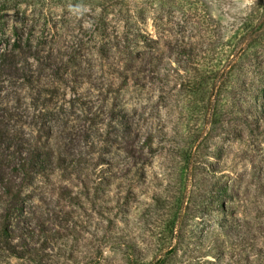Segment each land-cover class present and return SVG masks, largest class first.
Masks as SVG:
<instances>
[{
    "label": "rangeland",
    "instance_id": "rangeland-1",
    "mask_svg": "<svg viewBox=\"0 0 264 264\" xmlns=\"http://www.w3.org/2000/svg\"><path fill=\"white\" fill-rule=\"evenodd\" d=\"M5 1L0 48L38 51L46 79L30 80L32 59L25 79L0 73V214L3 182L23 184L17 165L30 144L81 166L27 181L11 223L36 228L25 244L44 253L15 258L0 242V264H127V254L142 264H264V35L239 45L251 18L264 30V0ZM215 75L223 87L211 123L181 82ZM203 122L206 159L185 178L190 133ZM98 177L109 188L81 197L80 180ZM181 193L168 243L156 202ZM42 224L57 238L46 242Z\"/></svg>",
    "mask_w": 264,
    "mask_h": 264
},
{
    "label": "trees",
    "instance_id": "trees-1",
    "mask_svg": "<svg viewBox=\"0 0 264 264\" xmlns=\"http://www.w3.org/2000/svg\"><path fill=\"white\" fill-rule=\"evenodd\" d=\"M0 2L3 3L6 1L0 0ZM254 21V18H251L249 25L245 27V33L240 39V46L244 47L245 44L250 46L261 41L260 39L264 35V30L261 31L262 24L258 26V24H254ZM246 33H251L252 40H249L243 44V40L247 38V36H245ZM11 46L12 47L10 48L6 46L0 48V73L21 71V76L23 79H25V77H28V74H26L27 66L31 69L33 68V63L27 62V60L32 59L36 63L35 68H33L34 75L32 74L33 76H31L30 80H32V82L39 83L46 79L45 75L39 73V71L43 69V59H46V57H40L38 51L33 54L26 55L21 46L17 45L15 42H13ZM28 73H30V71ZM216 75L213 77L212 82L204 78L197 80L193 78H187L181 82L182 90L186 91V94L192 98L190 102L202 108V112L204 113L203 117H209L212 119L211 123L217 122L214 119L217 118L219 113L218 104L220 102V95L223 87V84H221ZM207 87L209 88L207 89ZM260 117L264 121V112ZM206 125L207 122H203L202 126L193 128L192 132L190 133L191 138L188 142V147L185 150L186 153L188 151V153L185 155L186 158L184 159L185 178H188L189 174L194 175L195 172L193 170L195 167L201 165L204 161L203 159H206V157H203L201 154V150L203 149L202 146L205 144V141L208 137ZM28 151L29 152L27 155L19 161L17 165L18 169L16 171L18 177L23 180V184L21 182L18 184L12 182H3L2 191L5 193L4 195L6 196L7 202L5 203L4 213L0 214V242L2 243L3 247L6 248L8 254L12 257L20 259L27 257L28 259L36 260L40 258L41 252L44 253L41 249L42 247L34 246L29 248V245L25 244L23 235L25 234L27 238L35 239L37 235V229L35 228L24 232L23 228L19 227L18 224L15 225V228L11 223V219L16 214L14 209L15 206L18 205L19 196L22 192V189L25 186H28L29 184H27V181L33 179L35 176L45 177L54 173H61L71 177L74 174H78L75 171L77 167L81 166V162L62 157L44 145L37 146L36 144H30ZM195 161L199 162L196 164ZM190 167H193L191 171ZM106 180V178L98 177L94 184H90V180L88 178L81 179L78 183L81 197L89 198L92 201L98 200L100 191L103 190L104 192V189L106 190L109 188ZM215 188L218 189L217 192H215L217 194L222 193V191L226 193L228 192L227 190L218 186L216 183ZM181 196L182 193L180 196H178L175 203L169 202L166 199L161 200L160 198L162 197H160V200H157L156 202L157 206L155 212H158V226L155 227L159 229L158 234L162 240L165 238L167 239L168 237V243H170V241L176 237V231L178 229V216L175 214L174 209L182 207ZM76 197V199H80V196ZM219 209L225 212L227 211L223 201L220 202ZM43 224L42 226L40 225L41 227H37L39 230L38 232L41 233V235H45V241L48 242L53 238H57L55 230L52 231L55 233V236L51 235V231H46V224ZM126 260L127 264H142L140 260L134 259L131 254H127ZM155 264H170V262L166 259V256H164L163 258L158 259Z\"/></svg>",
    "mask_w": 264,
    "mask_h": 264
}]
</instances>
